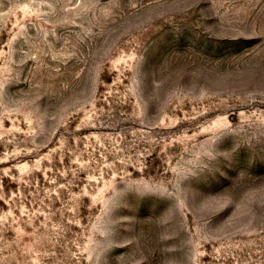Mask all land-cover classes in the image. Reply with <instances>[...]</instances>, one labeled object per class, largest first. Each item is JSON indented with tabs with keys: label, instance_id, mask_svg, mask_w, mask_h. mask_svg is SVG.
<instances>
[{
	"label": "rangeland",
	"instance_id": "obj_1",
	"mask_svg": "<svg viewBox=\"0 0 264 264\" xmlns=\"http://www.w3.org/2000/svg\"><path fill=\"white\" fill-rule=\"evenodd\" d=\"M0 264H264V0H0Z\"/></svg>",
	"mask_w": 264,
	"mask_h": 264
}]
</instances>
